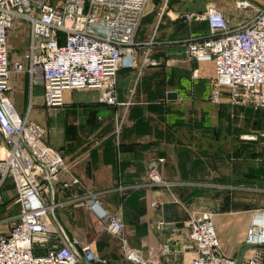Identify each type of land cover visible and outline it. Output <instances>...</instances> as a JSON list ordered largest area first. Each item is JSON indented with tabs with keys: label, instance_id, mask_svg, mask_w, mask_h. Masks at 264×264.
<instances>
[{
	"label": "crops",
	"instance_id": "obj_1",
	"mask_svg": "<svg viewBox=\"0 0 264 264\" xmlns=\"http://www.w3.org/2000/svg\"><path fill=\"white\" fill-rule=\"evenodd\" d=\"M233 1L150 0L137 36L142 46L140 65L118 72L120 104L100 103L98 91L89 90L73 100L66 92L63 108L69 113L64 117L58 110L59 135L54 132L55 148L66 161L49 197L54 235L61 234L76 249L90 242L108 264H131L123 256V238L152 264H191L195 251L188 221L195 212L213 210L221 248L230 257L244 259L245 239L260 199L250 193L223 196L207 191L233 189L225 182L237 183V179L232 172L225 175L226 123L219 117L222 107L210 100L214 66L189 60L183 43L208 31L205 20L195 16L211 3L220 4L230 23L237 25L243 15L234 10ZM249 1L264 6V0ZM147 47L158 65H142ZM19 75L28 78L29 95V77ZM14 91L10 95L15 103ZM42 92V87H35L33 107L36 99L42 106ZM170 92L177 96L169 97ZM160 158H165L160 164L162 177L174 185L146 186L149 164ZM247 175L264 179L263 172L254 167ZM9 187L12 183L5 194ZM91 195L122 220L121 233L99 225L87 207ZM4 207L3 219L11 220L19 212V208L8 212L6 203ZM158 222H163L161 227ZM79 264L97 263L84 260Z\"/></svg>",
	"mask_w": 264,
	"mask_h": 264
},
{
	"label": "built area",
	"instance_id": "obj_2",
	"mask_svg": "<svg viewBox=\"0 0 264 264\" xmlns=\"http://www.w3.org/2000/svg\"><path fill=\"white\" fill-rule=\"evenodd\" d=\"M149 1L0 0V203L12 183L14 203L19 208L18 214L10 217V229H0V264H79L84 260L108 264L90 242L76 249L61 234L54 235L49 197L66 161L47 143V128L29 115L37 86L43 89L42 107L48 113L63 108L66 92L74 89H93L98 91L100 103L120 104L118 72L140 65L142 46L137 36ZM233 8L245 14L235 26L212 3L195 16L208 21L209 34L185 39L186 56L197 63L213 64V103L225 99L232 106L264 109V6L234 0ZM19 19L29 24L28 48L11 64L8 39ZM142 53L143 66L158 65L150 48ZM14 73L29 77L30 103L25 115L18 112L10 95ZM193 75H198V69ZM164 161L150 162L146 186L174 185L160 173ZM86 203L102 228L114 234L123 231L122 220L102 206L95 195ZM214 215L213 210L198 211L188 221L189 240L195 251L191 264H264V209L254 212L245 239L247 254L241 261L221 248ZM162 224L158 222L157 226ZM121 247L129 263L152 264L126 238L121 240Z\"/></svg>",
	"mask_w": 264,
	"mask_h": 264
},
{
	"label": "rangeland",
	"instance_id": "obj_3",
	"mask_svg": "<svg viewBox=\"0 0 264 264\" xmlns=\"http://www.w3.org/2000/svg\"><path fill=\"white\" fill-rule=\"evenodd\" d=\"M217 3H222V0H215ZM226 1V0H223ZM214 4V3H212ZM220 7V4H214ZM235 10V9H234ZM239 12V11H238ZM240 16H245L244 13L239 12ZM242 20V19H241ZM241 22L238 21L237 24ZM203 24H206L203 22ZM231 24V23H230ZM232 26H235L231 24ZM28 36H29V24L25 20H17L14 28L10 31L8 39V47L10 49V59L11 64L16 59H20L28 48ZM13 86L15 88V107L19 112H27L29 108V95H28V78L25 75L13 74ZM94 93L96 90H71L67 91L68 99L70 97L77 98V96H86L87 93ZM38 94V93H37ZM212 102V101H211ZM213 103V102H212ZM221 112L219 114L220 118L225 119V130L223 131L225 138V148L224 152L226 155L225 165V175L232 172L235 175V182L229 183L225 182L227 185L232 184L235 188L220 187L216 191H211L216 195L219 193L223 196H233L242 193H250L256 196L259 200V210L264 209V179H250L247 173H250L252 167L254 170H259L264 174V109L253 110L250 108H237L228 104L226 102H221L219 104ZM66 108V107H65ZM61 109V115L65 117L69 113L67 109ZM71 108V107H69ZM58 111L53 113H48L40 106V99L34 101V107L32 108L31 118L35 119L39 123L45 125L47 128L46 141L56 147L57 137L55 133L59 135L58 132V122L56 120V114ZM59 117V115H58ZM224 175V176H225ZM224 179V178H222ZM53 195V191L51 192ZM16 192L13 187H9V190L5 194L3 200L0 203V219L5 217L4 204L10 206L11 213H16L18 207L14 204ZM263 199V200H262ZM13 223V219L5 220L0 222V229L6 230Z\"/></svg>",
	"mask_w": 264,
	"mask_h": 264
},
{
	"label": "trees",
	"instance_id": "obj_4",
	"mask_svg": "<svg viewBox=\"0 0 264 264\" xmlns=\"http://www.w3.org/2000/svg\"><path fill=\"white\" fill-rule=\"evenodd\" d=\"M206 24H207V26H208V31L206 32V33H203V34H201V35H198V36H194V37H201V36H206L207 34H209V23H208V21H204Z\"/></svg>",
	"mask_w": 264,
	"mask_h": 264
},
{
	"label": "water",
	"instance_id": "obj_5",
	"mask_svg": "<svg viewBox=\"0 0 264 264\" xmlns=\"http://www.w3.org/2000/svg\"><path fill=\"white\" fill-rule=\"evenodd\" d=\"M176 96H177V95H176V93H175V92H170V93H169V97H171V98H172V97H174V98H175Z\"/></svg>",
	"mask_w": 264,
	"mask_h": 264
},
{
	"label": "bare ground",
	"instance_id": "obj_6",
	"mask_svg": "<svg viewBox=\"0 0 264 264\" xmlns=\"http://www.w3.org/2000/svg\"><path fill=\"white\" fill-rule=\"evenodd\" d=\"M0 153H1V151H0Z\"/></svg>",
	"mask_w": 264,
	"mask_h": 264
}]
</instances>
